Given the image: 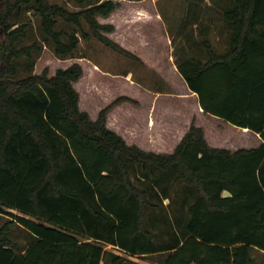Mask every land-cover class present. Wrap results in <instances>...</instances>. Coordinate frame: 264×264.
<instances>
[{
  "label": "trees",
  "instance_id": "trees-1",
  "mask_svg": "<svg viewBox=\"0 0 264 264\" xmlns=\"http://www.w3.org/2000/svg\"><path fill=\"white\" fill-rule=\"evenodd\" d=\"M192 1L184 0L175 37L198 28L205 55L177 57L173 39L177 71L204 114L255 133V148L211 147L194 124L170 154L127 145L106 127L111 105L94 121L79 109V64L32 73L43 47L75 58L81 39L136 60L103 34L113 27L97 21L115 0H73L78 11L49 0H0V264H125V255L255 264L253 251L264 254V0L225 5L223 52L209 43L200 0ZM30 11L35 34L18 22ZM21 66L28 75L19 77ZM165 200L170 209L147 217ZM12 225L26 232L25 245L12 239Z\"/></svg>",
  "mask_w": 264,
  "mask_h": 264
},
{
  "label": "rangeland",
  "instance_id": "rangeland-1",
  "mask_svg": "<svg viewBox=\"0 0 264 264\" xmlns=\"http://www.w3.org/2000/svg\"><path fill=\"white\" fill-rule=\"evenodd\" d=\"M119 2L120 6L124 5L128 6L126 10L127 13L131 16L134 13L136 14V10L138 8L134 7L136 4L141 5V10L146 11L147 13L143 16V19L139 21L133 20L130 22L131 25L135 24L136 28L142 29L143 33L147 35L148 39H151L147 45H152L153 49H149L150 56L153 57L157 52L155 48L162 44V42L156 43V39L161 38L159 35L156 36V33L163 34L172 31L176 28V24L181 22L183 15L186 10V4L184 0H115ZM230 0H200L196 3V0H193L192 5L195 3L198 4V8L201 11V18L202 23L204 26H210L211 31L209 34V43L213 47V49L217 52H223L227 47V38H228V30L223 26L222 20V9L229 3ZM50 3L58 4L66 7L70 11H78L80 8L73 2V0H49ZM149 13H154L156 16H159L162 19V24L164 26L163 30H159L158 25L153 21L154 15H150ZM160 19V20H161ZM100 24H105L107 21L99 19L97 20ZM19 23L26 22L30 27V32L35 34V28L37 25V18L33 15V12L30 11L22 15L19 20ZM160 25V24H159ZM59 28L69 29V27L65 26L64 23H60ZM197 29L196 27L190 29H182L184 36H181L182 39L178 38L175 39L174 43L176 44L175 50L177 57L185 58V57H198L204 58L205 55V48L203 46V41L197 38ZM156 31V32H155ZM177 40V41H176ZM160 41V40H159ZM161 41H163L161 39ZM186 41H188L186 43ZM32 39H28L23 42V44H30ZM161 48V46H159ZM166 50V49H164ZM157 61V60H156ZM100 64L103 68H111V70H116L118 72L124 69L125 71H130L131 68L129 67H136V65L141 66L140 63H132L128 61H124L121 57L115 55L114 53L110 52L108 48L104 47L94 38H90L87 41L83 39L80 40V44L78 46L77 51L75 52V58H67L64 60L58 59L54 56L53 52L47 48L43 47L40 57L37 59L32 73L40 74L43 70H46L49 76H52L55 71L59 68H67L70 65L77 63L81 67L83 65L84 70L91 71L92 78L90 74L85 73L82 80L76 84V88L78 90L77 93H81V104L80 110L88 113L89 117L92 118L96 115L98 117L101 110L105 109L106 107H111L114 105L117 95H115L114 100L107 103L106 105L102 106L98 103L94 98H97L98 94L103 92L104 94L108 93V89L112 90V93H119L124 95H134L133 91L130 88H127L128 83L124 80L115 81L118 79H113L115 83L107 78V75L98 74L91 70V63ZM138 62V61H137ZM159 62V61H158ZM91 66V67H90ZM29 74V70L27 66H21L19 70V77H24ZM137 76V75H136ZM139 78L143 79L144 81L149 80L151 78V71H146L142 67H139ZM100 79L104 80L106 83L98 85L97 80ZM140 79V80H141ZM115 84H119L116 86ZM99 88V90H98ZM94 94V95H93ZM112 102V103H111ZM97 105V106H96ZM101 107V108H100ZM110 110V109H109ZM109 112V111H108ZM107 112V113H108ZM106 113V114H107ZM204 118L200 124L202 128L204 127L206 134V138L208 143L215 148H222V149H229L230 151H236L238 149H250L255 148L260 144V138L252 132H244L243 129L235 127L219 118ZM123 119V118H122ZM128 120H124V123H127ZM123 125V123H122ZM128 145V144H127ZM173 197V195H172ZM170 209V205H168V201H163L160 210L155 211H148L147 217L149 218H158L159 213L163 209L164 212ZM6 221L4 216H0V225ZM14 232H12V239L17 242V244L25 245L28 241L27 234L24 230L16 228L15 225H12ZM255 264H264V254L259 251H253L252 253ZM126 262L125 264H161V256L154 255V256H139V257H130L125 255Z\"/></svg>",
  "mask_w": 264,
  "mask_h": 264
},
{
  "label": "crops",
  "instance_id": "crops-1",
  "mask_svg": "<svg viewBox=\"0 0 264 264\" xmlns=\"http://www.w3.org/2000/svg\"><path fill=\"white\" fill-rule=\"evenodd\" d=\"M115 2L118 4L115 10L108 17H97V20H105L107 22L102 25H111L113 27L112 32L103 34L134 56L136 60L125 58L110 49L108 50L121 57L124 61L134 64L140 63L142 65L129 67L132 69L131 72L125 71V66H123L124 69L118 72L116 70H111V68H103L100 64L97 65L92 62V67L90 66L92 71L107 75L106 77L114 83L115 81L124 80L128 83L127 88H130L131 91L136 89V91L133 92L134 95H121L119 93H112L113 91L110 90V87L107 94L101 92L98 94L97 98H94V100L98 102H94V104L104 106L117 95L118 98L114 100H121L114 103L106 114V127L122 137L125 143L130 146L134 145L145 152L170 154L188 131L191 124L204 130L200 122H202L204 118L212 120L214 118H212L213 116L203 113L196 95L188 89L185 81L177 71L172 40L176 39L175 32L179 23L175 25L176 28H174L170 35L168 32L164 33V35L158 32L156 33V36L159 35L161 37L156 39V43L162 42V44L159 45L161 48H159V46L155 48L157 53L151 57L149 49H153V46L147 45L151 39H148L142 29L136 28L135 24H130L132 21L130 17H132L133 20L139 21L143 19L142 17L145 16L147 12L143 11V9L141 10L140 4H135L134 7L135 9L137 7L138 11L136 10V14L134 13L130 16L126 10L129 5H124L123 8V6H120L119 2ZM149 14L152 16L154 15L153 21L158 25L159 30H163L164 26L162 24V19L154 13ZM161 39L163 41H161ZM139 67H142L148 72L151 71V78H149V80L144 81L139 78ZM81 68L83 71L82 77L77 82L73 83V87L77 92L76 84L82 80L85 73H89L90 76L94 78L91 71L86 72L83 65ZM113 79L118 80L114 81ZM99 81L100 79L97 80V83ZM100 82H102L101 84H106L104 80ZM99 84L100 83H98V85ZM115 85L118 86L119 84ZM80 94L78 93L79 109L81 104ZM114 100H112V102ZM90 119L93 121L96 120V115ZM124 120H128V122L124 123ZM204 136L207 141L205 133ZM106 249L111 250L112 247L108 246Z\"/></svg>",
  "mask_w": 264,
  "mask_h": 264
}]
</instances>
